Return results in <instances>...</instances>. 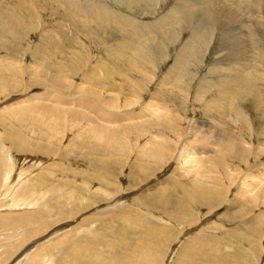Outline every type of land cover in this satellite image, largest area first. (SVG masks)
Here are the masks:
<instances>
[{
  "label": "rangeland",
  "instance_id": "obj_1",
  "mask_svg": "<svg viewBox=\"0 0 264 264\" xmlns=\"http://www.w3.org/2000/svg\"><path fill=\"white\" fill-rule=\"evenodd\" d=\"M13 1L14 0L12 1L0 0V5L7 6L8 4L9 7L14 8V10H12L13 8H9L7 6L10 9V12H7V14L0 13L1 15L0 16V148L2 147L0 149V153L3 156L7 157V161L10 158L12 159L13 162H15V165L17 166L16 168L19 169L18 172L23 171V174L25 172V176L29 175L28 177H30L29 179L30 184L31 182L32 184H35V183L39 185L44 184L42 187L46 185H57V184H61L62 185L61 187L63 186L65 187L66 185H69V188L77 190L79 193L82 194V196L86 194L85 196L86 198H88L87 204L90 205L92 209L94 208V210H92L91 208L86 209L87 207H85L86 211L83 210L84 211L83 212L81 209L76 210V208L74 207V203L71 202L72 206L71 205L67 206L68 211H65L66 213H62V210L64 208L63 207H62L63 209L59 208L55 204V201L58 200V195H60L61 193L55 196H52V194L47 195L44 200L45 202L44 204L43 201L38 199V195L40 197L39 193L40 192L43 193V191H41L40 188L37 189V192L39 193L35 194V196H37L35 198H34V194H32L33 195L32 200L35 202V199H36L37 203L40 202L38 204V207L40 208L38 207L34 208L35 207L34 206L32 208L33 210L31 211H34V210L38 211V210L43 209L44 206H48V209H49L48 217H49L50 222L54 220H59V219L61 220L63 219L62 216H67V218H70V217H74L73 215H77V214L79 215L75 217L74 219L69 220L68 222L58 224L54 226L53 228H51L50 230H46L45 232L42 233L43 235H41L40 237H36L35 239L26 243L25 246L22 248V250L19 251V253L25 252L27 247L33 248L31 247V245L38 246V244H41L40 247L38 248L49 246L50 244L54 242V240H57V238L61 236L59 235V237L56 236L53 239L49 240L48 237L51 235L50 232L55 233L57 230L62 231V232L61 231L59 232L60 234H62L63 232H67L68 230H70V227H72L73 225L74 226L77 225L80 222V220H82L83 218L91 217V216H86V215H91L92 213H94V211L99 212V209L102 211L104 206L105 205L107 206V204L109 203L118 202L122 204L119 207H117L114 210V212L111 214L113 217L115 215H123L125 214L124 212L125 210H127V208H131L132 210H135L140 215L150 220V222L148 220L144 221L146 226L149 227V230H145V229H142L141 231L139 229L134 230L133 228L129 227L128 225L126 226L122 222H121V225L117 227V229L111 226H110L111 228L109 227V229L105 228L102 222L95 224L94 225L95 227H93L91 231H93L94 233H97V231L99 233L100 231V233L102 234L104 233L103 235H106L107 237H105V241L97 243L98 245H96L94 249L95 252L93 251V253H89V252L85 253L83 255L84 259L83 261L82 260L80 261V264H85L86 262H88V264H117L119 261L123 260L125 255L127 256L131 253L130 251L133 250L132 246L131 248H129L131 243L134 246H137L138 244L141 245L139 241L137 240L138 236L141 237V235H139L138 233H145L147 234L146 237L150 236L149 238H147L146 244L151 245L152 248L155 246V242H159L162 245H165V247L162 245H161L162 247L159 246V249H158L159 259L152 260L153 262H151L150 264H159V263L160 264H177V262L182 263L185 257H183L184 253H181V252L182 251L185 252L184 250L186 249L188 242L192 240H196V239H203L202 241L204 243H208L207 246L209 249H204V256L202 253L200 254L199 260L200 261L202 260L201 262L205 263V257H206L207 250L209 251L208 253H211L214 251L216 252L217 250V252H219L218 256H219L221 264H243L244 262H245L244 264L246 263L247 264H264V231H263L264 230V216H263L264 208H262L261 203L259 202H258L259 203L258 207H257V203L254 206H252V204L256 201L251 200L252 202L250 201L249 203L250 198H248V196L244 198V200H246L244 201L243 198L242 200H240L239 195H237L239 192L238 190H241L240 187H242V186H239V180L244 172L240 168L247 169V166L244 165L243 161L240 162L239 160H237L238 158L235 159L237 157V156L235 157L236 154L232 158H229L230 156L233 155V152L226 150L223 143L217 144V140L215 137H209L210 140L207 138L206 140L208 141L207 146L208 147L210 146L211 148L209 149L210 150L214 149V153H217L214 156L217 157L218 155L222 154L221 156L225 158V162L223 164L221 162L219 163L217 162L218 164L222 165V166L219 165L220 168L218 167V164L215 161H212L209 165H207L212 171L214 170L213 171L214 174L212 173L211 170H210V174H205L203 177H200L198 173L195 175V171L184 173L185 171L183 170V164L181 163L180 158L178 160L176 158L173 159L175 155L178 153V150L176 148L177 145L179 143L185 144V142L183 141L185 139L184 137L186 136L185 133L193 132V128L191 125L192 122H198V125L202 126L201 129L203 131H206L208 129V125L209 126L211 125L210 122L211 123L215 122L217 125L219 124L218 126H221V127H217L216 125L215 128H218L219 130H221L222 128H225L227 132L229 133L231 132L235 136H240L241 134L242 136H244L245 138L244 147L246 149H252L253 151V155L249 156L248 158L249 159L248 164H252L254 162V159L256 158L255 162H257L258 165L254 167L256 169H253V171L260 177L264 175V124H262L264 122V119L263 120L257 119V115H255L251 111V109L247 108V105H246L244 112L246 113L247 120L246 119L242 120L238 118V120L234 122L235 117H232L233 116L232 115L230 117H232L233 123L229 122L230 123L229 124L227 121L223 122L224 118H220L218 115L214 116L213 114L208 115L202 110L203 107L201 108V106H203L204 102L207 101L211 93L209 91L197 89L199 87L198 83H200L201 81L204 80L205 82H210L212 79H215L216 77L222 75V73L224 72V69L218 66V64L228 65V63H232L234 61L235 56H237L236 54L234 56V52L232 50L229 51V49L227 48L229 43L239 41V38L229 39V36H230L229 33L231 34L230 31H232L233 26L231 27L229 25H226V22L222 20H221L222 22L220 20H217L220 26L219 27L220 30L217 28L218 26L217 25L216 28L214 27L215 31H213L212 35H209V36L205 35L206 39L212 42L211 44L207 43V45H210L211 48H208L204 55L206 56L205 62L202 61L204 56H201V55L199 58H194V61L191 60V57H189L187 64L186 65L184 64L185 66H183L182 68L183 71L188 70L187 75H182L183 77H185L184 80L181 79L183 82L179 81L178 85L174 83L176 87L179 86V89L178 88L173 89L174 85L172 83H171V86H169L170 80H168L166 81L167 85L163 83L165 85L164 89L166 92L164 96L161 95L160 96L161 98L158 97V99L155 98L156 96L152 98L151 93L157 92L159 90L158 86L162 85V82L160 83L159 80L157 79H154L155 81L153 79L149 80L150 78L148 76H144L146 72L148 74L150 73V76L152 74V70L150 69V67H147L145 68V70L147 71L143 72L142 75H139L138 78H135L134 80H139V86L144 87V88L148 87L147 88L149 89L148 92L143 93V91L141 90V87L139 89V87H136L137 86L136 84L134 85L135 87L133 86L134 88H131V89L129 88L130 89L129 90L127 88L128 87L127 83L130 82L129 80H131L129 79L126 82V87H121V89L123 88L122 90L124 91L120 90V93L116 92V94L119 97H117L115 94L112 95L114 93L113 91L109 92V95L110 96L112 95V97H114L115 102L117 103L116 106L118 105L119 109L117 107L109 108V107L104 106V102L108 101L109 99H104L102 97L96 98L94 97L93 94L90 93V90L93 87L100 88L101 86L94 84L95 82L92 83L90 79L83 80L82 76L85 74L96 75L95 73H100L101 75L102 71L105 74L107 70H110L112 72H117V71L121 72V70H126L125 72L126 74L129 72L130 64H129V68L125 67V68L119 69L118 66L120 67L122 66L120 64H117L118 66H116V63H114L115 67H112L110 63L103 67L97 63L93 64V61H94V59L92 58L93 55L88 52H92L91 50H93V54H96L95 59L97 57L102 58L106 54V47L102 48L101 46L102 42L106 43L107 45L108 42H110L113 37H115L113 38V40H115L117 38H120L121 35L133 34L134 30L130 27H124V26H120L122 28H118L119 27L118 22H117L118 25L117 23L116 24L107 23L106 25L108 26L110 25L108 29L106 28L105 24L101 22L98 24L97 23L95 24L93 22H88L90 20L89 19L90 11L96 16L98 14L97 12L98 9L95 8V6L97 5L95 2H97L98 4H101L100 1L104 2L103 5H107L108 6L107 9L108 10L110 9L109 10L110 12L114 11L115 15L113 16H115L116 19L119 17V15H122L134 21L135 23H139V22L146 23L148 21V18L156 20L153 22H159V23L165 22L163 21L164 19L169 20L167 22L168 24H171V27L170 26L164 27L163 30L166 29L164 31L158 30L159 32L158 35L161 39L165 37L167 32H171L173 30L172 37H174V31L176 32L174 39L172 38L171 40H169V42L170 43L172 42V44H169L167 40L164 41L165 43L163 42L164 45H166L165 49H167L168 51V52L167 51H164V52L167 55L169 53V55L168 57L167 55L165 56L167 58L164 57V60L162 61L163 63L161 62V64L158 67H159V70L161 71L160 74L161 75L164 74L163 76L166 77L165 75L171 69L170 67L172 66V62L174 60L173 57L171 56V53L175 52L176 49L180 48L181 44L183 45L188 39L190 38L192 39L193 37L194 28L198 27L197 25L194 24L195 19H199V25L202 22H203V25L207 24V26L208 24H213L212 21H214V16H211L212 12H210V9L208 8L205 0H167V1L161 0L160 2L159 0H150L151 3L149 2V0L148 1L147 0H143V1L142 0H137V1L136 0H133V1L132 0H82V1L81 0L80 1L79 0H66L68 2H71L67 6L65 4L63 5L54 4L53 0H18V2H16L15 5L13 4L14 3ZM212 1H213L212 3L213 5L217 1L220 5L235 6L236 4H239L235 6L236 10L228 9L225 13L227 17H229V15L231 16L234 14V16L237 19H241L243 21V24L245 25V27L238 28L239 31L242 32V37L244 38L247 45L250 43L252 44V42L255 44V45L252 44V47L254 50H253V53L250 55V57L257 56L256 58L258 60L260 59L263 61L264 60L263 58L264 57V51H263L264 43L263 44L260 43L261 42L260 40L263 39L261 36V31L257 32V34H259L260 37L252 36L250 39L248 34L256 33V32H253V31L250 32V28L246 27V24H247L246 18L241 16L238 9H244L246 7L255 8L254 5L260 2H263L262 5H264V0H242L244 4L237 3V1L235 0H225V2L224 0H212ZM88 2L89 4H87ZM135 2L137 3L134 4ZM161 2L163 3L161 4ZM233 2H235L236 4H234ZM4 3H7V4H4ZM43 3L46 5V7ZM152 3H154L153 6H152ZM48 5H49V8L46 9ZM150 5L152 7H150ZM158 5H159V8L161 7L162 9L161 8L159 9L157 7ZM104 7L106 8V6ZM153 7L155 9H153ZM171 8L176 11L171 10ZM1 9H4V6H2ZM151 9H153L154 13H152L153 11ZM104 10L105 9H103V13H104ZM141 10H144V11L147 10V11H145L146 12L145 13ZM148 10L150 11V13ZM169 10H170V13H169ZM165 13L167 14L166 16L164 15ZM170 14L174 16L170 17L171 16ZM8 15H10L11 17H8ZM69 15H71L72 17L82 16L83 19L86 20V22L77 23L78 21L76 19H73L72 17L70 19ZM151 15H153V18ZM177 15L178 16L180 15V16L177 17ZM104 16H106L109 20H111V17L109 15H104ZM223 16L225 17V14H222L221 18H224ZM61 18L62 19L64 18L66 20V23L62 22L63 23L62 24ZM31 22H33L32 23L33 26L32 28H30L31 30L28 29V31H25V32L23 31L20 35L19 34L20 31H18V28L23 29L24 25L28 26V24H30ZM249 22H250V25L254 28L255 18L253 19L249 18ZM9 26H12L13 28L12 27L10 28ZM180 26L182 27L181 29L177 28ZM6 27H8V29L11 30L14 33V35L6 34L5 33ZM47 27H50V28H47ZM50 29L54 30L57 38L51 36ZM107 30L110 32H108ZM184 30H186L187 32L186 31L184 33L181 32ZM2 32H4L5 34H3ZM18 35H20V37H17ZM211 36L212 37L214 36V39L211 38ZM215 38L217 41L215 40ZM193 39H194L193 41L195 42V38ZM225 42L226 43L229 42V43L225 44ZM176 45L177 47L175 49ZM240 46L242 47V45ZM97 47H99V50L95 49ZM141 49H144V47L142 46ZM226 49L228 51H226ZM145 50L146 49H144V51ZM218 51L220 52L218 53ZM41 53L42 54L44 53L45 56H42ZM210 53L211 54L213 53L212 56ZM83 54L84 56L86 55L85 60H88L90 63H88V61H85V64L80 63L81 58L79 59L78 56L82 57ZM136 55L137 53L134 54V59H136L137 57ZM73 66H75L76 69L79 68V71L77 70L76 74L72 70ZM255 67L256 69L260 70L261 74L262 72L264 73L263 63L260 64V63L255 62ZM68 69L71 70L70 74H68L67 72ZM141 70L142 69L140 68L139 71ZM212 70H217V71L211 72ZM157 71L158 70H156V72ZM219 73L220 75H218ZM142 77H144V79ZM151 77L155 78L154 76H151ZM161 80L162 79H160V81ZM117 82L121 83V81L118 78H117ZM260 86H262L264 90V85L262 84ZM125 88L127 89L125 90ZM187 89H188V92H186ZM200 91L201 93L203 92L202 93L203 95L201 93H200L201 95L199 94L202 98L201 101H204L202 103L199 102L198 99H194L195 95H197V93ZM137 92L139 93L137 94ZM50 94H51V98L54 97L60 102H62L65 97L72 98L71 102H74L73 99L76 98L77 100L75 101L77 103L80 101L87 102L88 100L89 103H92V110L95 113L100 111L105 115H111L113 112H116V111L128 113V112H131L132 110V113H133L132 117H135V118L131 117L130 121L127 122L126 126L128 128H125V126L124 127L118 126V128L123 129V130H119V134L113 137V142H115L114 147L111 146L109 148V151L108 150L106 151L105 150L106 146L104 144H100L98 141L96 143H93L89 138H86V136L87 137L92 136V133L90 131L86 133V135L82 137L80 136V133L85 132L86 128L89 127V125L88 127L86 125L88 124L87 119L89 118V116H86L87 115L86 111H82V110L79 111L81 115L74 114L75 113V111L73 110L74 105H72L73 107L71 108L65 106V107L60 108L61 111H56L53 113V112H49L48 110L44 111L38 107L34 108L36 105H33L34 103L30 102L34 98V96L42 98ZM207 94L208 96H206ZM106 98H110V97H106ZM128 98L130 101L131 99L132 100L134 99L132 102L135 101L134 104H130L129 107H125L126 106L125 102L124 103L118 102V99L127 100ZM154 98L157 100L155 101ZM156 103L157 104L160 103V104L157 105ZM20 104H22V106ZM100 104L103 105V108L100 107ZM120 104L123 106H121ZM24 106L25 107L27 106V107L25 108ZM158 106L160 108L163 107L164 109L167 108L168 111H173V114H174L173 115L174 117H172L173 121L170 118H168L167 120L171 121L169 122V124L174 126L173 128L176 131L171 130L170 133H167L166 130H164L165 128H162L161 130L158 129V132L162 131L164 135L167 134L164 137L165 142H164L163 148H165V150H163L161 147L158 148L157 146H155V148H158V149H155L153 146L147 145V149L145 150L147 155L145 154L139 155L140 152H142V148L144 147V145L147 142H149L148 131L150 133H156L155 130L150 129L151 127L148 129V126L151 124H146L145 125L146 133L145 135H142L141 131H138L139 125H141L139 121L149 120L150 115L148 114L150 113L149 111L150 108L154 109V107L158 108ZM143 109H146L145 111L148 113H146L145 116L141 117ZM49 110H51V108ZM20 111L25 112V113L22 115H17L16 113ZM82 115L86 117V120H85V117ZM216 118H219L220 121L222 120V123H218L217 122L218 120ZM155 119L156 118L154 116L152 120H155ZM92 121H94L93 123H96L94 119H92ZM137 122L139 123V125ZM224 123L227 125H225ZM106 126L107 128H109V130L118 131L116 125L111 126V128L109 125H106ZM83 127H86V128H83ZM131 128H133V130ZM129 129H131V132H129ZM80 130L81 131L83 130V131L81 132ZM122 134L125 137L124 139H123ZM156 137L160 138L161 133L157 134ZM118 138H120V140ZM154 138L155 137H152V140ZM189 138L191 139L192 135H190ZM122 140H123L122 143L124 145L121 143ZM13 141H15L17 145L19 146L31 147L35 150H28V152H20L18 148L14 146V143L12 144ZM174 142L177 145L175 149L173 150V152H170L169 149L171 150L173 149L172 144ZM117 143L119 144L121 143V144L119 145ZM141 145H143V147H141ZM3 146L6 148H4ZM118 146H120V149ZM6 149L11 150V152L9 150L6 151ZM215 150L216 151L218 150V151L216 152ZM223 150H225L226 152L224 151L223 153ZM159 151L161 153L164 152L166 154L167 153L169 154H167L166 156V154L163 153L162 158H164L165 156L166 158L157 159L156 156L158 155V153H160ZM150 152H151V155L148 156ZM2 155L0 156L1 158H2ZM226 160H227V164H226V167H224ZM142 165H147L148 167L147 166L142 167ZM3 167L4 166L2 164L1 168L5 169V167L4 168ZM1 168H0V171L2 170ZM193 168H195V166H193ZM142 169L146 171L142 172ZM99 176H104L109 179V183L105 187L103 186V184H101V182L91 179V178H97ZM209 176H212V177H209ZM215 176H219L220 178H222L221 180L223 182L221 180H219V182L215 181L214 180ZM195 177L197 178L195 179ZM1 179L2 178H0V181ZM16 179H17L16 181L18 182L19 178L17 177ZM200 179L202 182L200 181ZM207 181H210V182H207ZM208 183H209V187H208ZM233 184L234 185L236 184V186L234 187ZM184 185L186 186H189V185L196 186L197 185L205 189L206 187L204 186H207V189L211 187L210 189H213V190L218 187L219 188L227 187L225 189L227 199L223 198L221 200V203H220L221 206L219 205L217 206L215 204L217 202H215L214 203L215 205L213 204V206L215 207L210 206L208 203H205V202L195 203L193 202L194 200L191 198V195L186 194V192L182 190ZM238 186H239V189H238ZM261 187H262L261 189H264V186H261ZM90 188H91V191H93V193L87 192V190H89ZM47 189H50V188H47ZM52 189L53 188H51L50 190ZM100 189L102 191H100ZM96 191L98 192L105 191L108 193V195H110L113 198L111 200L110 198H107V199L103 198L104 197L103 193L94 194L96 193ZM2 193L3 191H1L0 189V194ZM31 193L32 191H30V194ZM162 194H163V198L161 197ZM169 194H174L175 196L173 195L171 197H168ZM5 198H6L5 195H3L0 201H2L1 203V205H3L2 207H7V209L6 208L1 209L0 214H8L10 213V209H11L10 215H14V216H19L21 212H18V210L24 211L23 213L27 212L24 207L23 208L18 207L19 209L15 210L14 207L10 206L11 204L13 205V202H14V205L15 204L20 205V203L16 201V198L15 199H12V198L5 199ZM92 201L95 202V204H92ZM119 201H122V202H119ZM261 201H264V198ZM167 202H174V204L182 203L181 204L182 207L180 206L176 208L173 205L176 213L177 214L180 213L182 216V219L180 221L178 218H177V221L173 219V215L170 211V208H168V206L165 205ZM238 203H240L241 205ZM197 204H202V205H197ZM49 205H51L52 208ZM233 205L235 206V208H232L231 210V207H233ZM184 207L186 208V210ZM167 209L169 210L167 211ZM189 209H191L192 212ZM147 210L151 213L150 215H152L153 217L159 218V221L157 219H152V218H149V216H146V214L148 215ZM260 213L263 215H260ZM45 217L46 216H44L43 218L47 219V217L46 218ZM259 218H261L262 220L261 219L259 220ZM117 223H120V221L119 222L115 221L113 222L112 225H114L115 227L117 226ZM261 223L263 225H260ZM110 224L111 222H109V225ZM135 225L140 226L141 224L137 223ZM152 225L160 226V227L161 225H163V226L169 227L171 230L170 236H167V235L160 236V232L158 233L155 232L154 231L155 228H153ZM92 226L93 225H91L90 227ZM259 226L261 227L259 228ZM236 230H238L240 233L238 231L236 232ZM91 231L90 233H93ZM124 231L130 232V234L125 235L129 238V241L126 244V247L122 248L120 242H117L119 240V235L114 234V232L122 234L124 233ZM134 231L137 232V235H133ZM249 231H252V232H249ZM247 235L249 238V243L244 244L240 242L241 239H243ZM184 238H187V239H184ZM214 238H217V239H214ZM77 241L78 239L74 241L75 244L77 243ZM136 241L138 242L136 243ZM252 241H253V244H252ZM182 242H183V245L181 244ZM85 243L86 241H84V244ZM107 243H113V244L111 247L107 248ZM178 245H179V248H176L178 247ZM244 245H246L247 248L246 247L244 248L243 247ZM73 246H74L73 244L69 245V243H67L64 246H59L61 250L60 252L52 251L50 253L58 255L62 257L63 259H66L67 256L69 255V252H70L69 250H71ZM83 246L87 248L86 246H89V245H86V246L83 245ZM100 246H101V249H100ZM217 247H219L220 249ZM226 247L231 248L233 250L232 251L228 250ZM152 248H150L151 251H152ZM197 253L198 251L193 253V256H192L193 259L196 258ZM237 253H238V256H237ZM111 256H113V259H115L114 261L112 260ZM11 257L12 256H10L9 258ZM15 258L16 257L11 258L8 263L14 264ZM1 261H0V264L4 263L3 260ZM59 263H60V260H58V264ZM127 263H128V260L127 262H124V264H127Z\"/></svg>",
  "mask_w": 264,
  "mask_h": 264
},
{
  "label": "bare ground",
  "instance_id": "obj_2",
  "mask_svg": "<svg viewBox=\"0 0 264 264\" xmlns=\"http://www.w3.org/2000/svg\"><path fill=\"white\" fill-rule=\"evenodd\" d=\"M9 1H12V0H9ZM54 1V2H53ZM52 2L54 4H60V5H63L65 4L66 6L69 5L71 2H68L66 0H53ZM61 1V2H60ZM80 1V0H79ZM82 1V0H81ZM133 1V0H132ZM137 1V0H136ZM143 1V0H142ZM148 1V0H147ZM161 0H159L160 2ZM163 1V0H162ZM167 1V0H166ZM165 1V2H166ZM237 1V3H240V4H244L242 0H235ZM14 5L16 4V2H18V0H14L13 1ZM28 2V1H27ZM26 2V3H27ZM101 4H98L97 2H95L97 5L95 6V8H97V16L94 15L91 11H90V14H89V21L88 22H93V23H103L105 24L106 28L108 29V25H106L107 23L110 24V23H119V27L118 28H122L120 26H124V27H130L132 28L134 31H133V34H125V35H121L120 38H117L115 40H113V37L111 39L110 42H108V44L106 45V43L102 42L101 43V46L102 48H105L106 47V54L101 58V57H97L95 59V55L96 54H93V50H91L92 52H88V53H91L93 55V64L94 63H97L101 66H105L107 64L110 63V65L112 67H115L114 63H116V66H118L117 64H120L122 67L118 66V68H125V67H128L129 68V64H130V68H129V72L125 74L126 70H121V72H112L110 70H107L106 73L104 74V72L102 71L101 72V75L100 73H95L96 75H93V74H85L82 76L83 80H87V79H90V81L96 85H99L101 86L100 88L96 87V88H92L90 90V93L94 95V97L96 98H104V99H109L108 101L104 102V106L106 107H109V108H118V105L116 106V102H115V99L114 97H112V95H116L117 97H119L116 92H119L120 93V90L121 87H126V82L129 80L130 82L127 83L128 85V89L130 88H134L135 84L137 85L136 87H140L139 86V80H134L135 78H138L139 75H142L143 72L147 71L145 70V68L147 67H150V69L152 70V74L151 76H154L155 78L151 77L150 76V73L148 74L146 72V74L144 76H148L150 79L149 80H154V79H157L159 80V82L161 83L162 82V85L158 86L159 87V90L157 92H152L151 93V96L152 98L154 96H156L155 98L158 99V97H160L161 95L164 96V94L166 93L165 92V85H167L166 81L170 80V84L169 86H171V83L174 85L173 86V89H179V86L176 87V85L174 83H176L178 85V82L179 81H182L181 79L184 80L185 77H183L182 75H187V71L184 70L183 71V66H185L187 64V61L189 59V57H191V60L194 61V58H199L200 55L201 56H204L207 49L208 48H211L210 45H207V43H212L210 41H208L205 37V35L209 36V35H212L213 31H215L214 27L219 29V23L217 20H222L224 22H226V25H229V26H233L232 27V31L231 34L229 33V39H236V38H239V41L238 42H225V44H228V49L229 51L232 50L234 52V56L235 54L237 56H235L234 58V61L232 63H228V65H220L218 64V66L222 67L224 69V72L222 73L221 76H218L216 77L215 79H212L210 82H205L204 80L201 81L199 84V87L197 89L199 90H205V91H209L210 93V97H208L207 101H201L202 98H201V91L197 93V95H195L194 99H198L199 102H204L203 106H201V108L203 107V111L208 114V115H218L220 118H224L223 119V122H231L233 123V119L232 117H235V120L234 122H236L238 120V118L244 120L246 119V113L244 112V109L247 105V108L251 109V111L257 115V119H260V120H263L264 119V93H263V88L262 86L260 85H264V73L262 72V74L260 73V70L259 69H256L255 67V62L256 63H260V64H264V60H258L256 57H250V55L253 53V47H252V44L255 45L252 40V44H246L244 38L242 37V32L239 31L238 28H244L245 25L243 24V21L241 19H237L234 14L233 15H229V17H227L226 15V11L228 9H234L236 10V5H239V4H236L235 2H233L234 4H236L235 6L233 5H220L218 3V1L216 3H214V5L212 4L213 1L212 0H205L208 8L210 9V12H212V15L211 16H214V21H212L213 24H205L203 25V22L199 25V19H195L194 21V24L197 25L198 27L197 28H194V32H193V37L192 39H188L183 45L181 44L180 45V48L176 49L177 45L175 46V49L176 51L175 52H172L171 53V56L173 57V62H172V66L170 67L171 69L169 70L168 73H166V77H164L163 75H161V71L159 70V65L161 64V62L164 60V57L167 55L164 51H167V49H165V46L164 45V41H168L169 44H172V42L170 43L169 40H171L172 38L174 39L175 35H176V32L174 31V37H172L173 33L172 31L171 32H167L165 37L163 39H161L158 35V30H163L164 27L166 26H170L171 27V24H168L167 21L169 20H166L164 19L163 21L165 22H153V21H156V20H153V19H150L148 18V21L146 23H135L134 21L128 19L127 17L125 16H122V15H119V17L116 19L115 15L114 14V11H109L107 9V5H103L104 2L100 1ZM150 2V0H149ZM157 2V1H156ZM225 2V0H224ZM21 3V2H20ZM50 3V2H49ZM94 3V4H95ZM132 3V2H131ZM137 2H135L134 4H136ZM151 3V2H150ZM158 3V2H157ZM163 2H161L162 4ZM251 3V2H250ZM263 2H260V3H257L255 6V8H244V9H238L239 13L241 14L242 17H245L246 18V21H247V24H246V27L250 28V32L253 31V32H256V33H250L248 34V36L251 37L252 36H256V37H260L259 34H257V32L261 31V36H262V40H264V5H262ZM2 4V3H1ZM4 4H7V3H4ZM18 4V3H17ZM44 4V3H43ZM89 4V2L87 3ZM106 4V3H105ZM154 3H152V6H153ZM156 4V3H155ZM232 4V3H231ZM247 4V3H246ZM45 5V4H44ZM129 5V4H128ZM132 5V4H130ZM166 5V4H165ZM4 6V9H1V7ZM8 6V4H7ZM6 5H0V13H6L7 12H10V9L9 8H13V7H7ZM94 6V5H93ZM106 6V8L104 7ZM150 5V7H152ZM163 6V5H162ZM172 6V5H171ZM27 7V6H26ZM46 7V5H45ZM130 7V6H129ZM159 8V5L157 6ZM174 7V6H173ZM172 7V8H173ZM202 7V6H201ZM244 7V6H243ZM49 8V5L47 6L46 9ZM140 8V7H139ZM146 8V7H144ZM149 8V6H148ZM161 8V7H160ZM159 8V9H160ZM171 10H174L172 9ZM185 8V7H184ZM183 8V9H184ZM196 8V7H195ZM207 8V9H208ZM9 9V11H8ZM103 9L104 10V13H103ZM153 9H155L153 7ZM153 9H151L153 11ZM162 9V8H161ZM170 9V8H169ZM178 9V8H177ZM190 9V7H189ZM14 10V8L12 9ZM30 10V9H29ZM195 10V9H194ZM143 12L147 11V10H141ZM149 11V10H148ZM151 11V12H152ZM176 11V10H174ZM173 11V12H174ZM205 11V10H204ZM208 11V10H207ZM64 12V11H63ZM167 12V11H166ZM14 13V12H13ZM51 13V12H50ZM118 13V12H116ZM146 13V12H145ZM150 13V11H149ZM154 13V11L152 12ZM169 13H170V10H169ZM168 13V14H169ZM172 13V11H171ZM176 13V12H175ZM185 13V12H184ZM10 14V13H9ZM15 14V13H14ZM62 14V13H61ZM222 14H225V17L224 18H221V15ZM104 15H109L111 17V20H109L106 16ZM145 15V14H143ZM149 15V14H148ZM154 15V14H153ZM153 15L152 18H153ZM165 16L167 15L166 13L164 14ZM172 16V14H170ZM182 15V14H181ZM1 16V15H0ZM61 16V15H60ZM180 16V15H179ZM177 15V17H179ZM183 16V15H182ZM198 16V15H197ZM207 16V14H206ZM8 17H11L10 15H8ZM70 19H71V15H69ZM146 17V16H145ZM163 17V16H162ZM168 17V16H167ZM41 18V17H40ZM48 18V17H47ZM73 19H76L79 23V22H82V23H85L86 20L83 19L82 16L78 17H72ZM249 18H255V27L253 28L251 25H250V22H249ZM144 19V18H143ZM150 19V20H149ZM201 19V18H200ZM213 19V18H212ZM24 20V19H23ZM51 20V19H50ZM61 23L65 22L66 23V20L63 18H61ZM98 20V21H97ZM146 20V19H145ZM186 20V19H185ZM31 21V20H29ZM69 21V20H68ZM110 21V22H109ZM221 21V22H222ZM75 22V21H74ZM32 23L31 22L30 24H28V26H25L24 25V28L21 29V28H18V31L19 34L21 35V33L24 31H28V29L32 28ZM62 23V24H63ZM117 23V25H118ZM172 23V22H171ZM70 24V23H69ZM102 24V25H103ZM114 24V25H115ZM121 24V25H120ZM242 24V25H240ZM38 25V24H37ZM67 25V24H66ZM112 25V24H111ZM182 25V24H181ZM222 25V24H221ZM225 25V24H223ZM72 26V25H71ZM10 28L12 26H9ZM117 27V26H116ZM123 27V28H124ZM222 27V26H221ZM13 28V27H12ZM47 28H50V27H47ZM56 28V27H55ZM104 28V27H103ZM177 28H182L181 26L180 27H177ZM58 29V27H57ZM217 29V30H218ZM227 29V28H226ZM231 29V28H230ZM31 30V29H30ZM124 30V29H123ZM166 30V29H164ZM163 30V31H164ZM220 30V29H219ZM224 30V28H223ZM53 31V32H52ZM101 31V30H100ZM108 31V30H107ZM119 31V30H118ZM122 31V30H121ZM186 30L184 31H181V32H185ZM48 32V31H47ZM50 34L51 36L57 38L56 36V33L54 32V30L50 29ZM103 32V31H102ZM110 32V31H108ZM126 32V31H125ZM178 32V31H177ZM187 32V31H186ZM227 32V31H226ZM3 34H8V35H14V33L8 29V27L5 28V33L2 32ZM180 33V32H179ZM215 34V32H214ZM218 34V33H217ZM20 35H18L17 37H20ZM119 35V34H118ZM181 35V34H180ZM184 35V34H183ZM182 35V36H183ZM187 35V34H186ZM228 35V34H227ZM114 36V35H113ZM178 36V35H177ZM176 36V37H177ZM110 37V36H109ZM118 37V36H117ZM179 37V36H178ZM185 37V36H184ZM216 37V36H215ZM195 38V42L193 41ZM211 38L214 39V36ZM254 38V37H253ZM183 39V38H182ZM210 39V38H208ZM216 40V38H215ZM260 40V38H259ZM260 40L261 44L264 43V41ZM178 41V40H177ZM217 41V40H216ZM257 41V40H256ZM164 42V43H163ZM179 42V41H178ZM194 42V44H193ZM175 43V42H174ZM259 44V43H258ZM256 44V45H258ZM260 44V46H261ZM52 45V44H51ZM175 45V44H174ZM213 45V44H212ZM242 45V47L240 46ZM247 45V46H245ZM144 47V49H146L144 51V49H141V47ZM173 46V45H171ZM170 46V47H171ZM59 47V46H58ZM221 47V46H220ZM38 48V47H37ZM167 48V47H166ZM174 48V47H173ZM95 49H98L99 50V47L95 48ZM171 49V48H170ZM41 50V48H40ZM97 50V51H98ZM259 50V49H258ZM262 50V49H260ZM224 51V50H223ZM226 51H228L226 49ZM264 51V50H263ZM168 52V51H167ZM171 52V51H170ZM217 52V51H216ZM220 51H218L219 53ZM137 53V57L136 59H134V54ZM208 53V52H207ZM42 54V53H41ZM85 54V53H84ZM82 57H79L78 58L80 59L81 58V61L80 63L81 64H85V61H88V60H85V56ZM211 54V53H210ZM213 54V53H212ZM211 54V56H212ZM81 55V54H80ZM169 55V53H168ZM167 55V57H168ZM233 55V54H232ZM249 55V56H248ZM42 56H45V54L43 53ZM88 56V55H87ZM90 56V55H89ZM170 56V57H171ZM222 56V55H221ZM220 56V57H221ZM262 56V55H261ZM260 56V57H261ZM165 57V58H167ZM205 57H203V62H205ZM227 58V57H226ZM250 60H249V59ZM264 58V57H263ZM172 59V58H171ZM202 59V57H201ZM207 59V58H206ZM212 59V57H211ZM215 59V58H214ZM213 59V60H214ZM84 60V61H83ZM90 60V58H89ZM210 60V59H209ZM212 60V61H213ZM78 61V60H77ZM211 61V62H212ZM166 62V61H165ZM210 62V63H211ZM88 63H90L88 61ZM163 63V62H162ZM5 64V63H4ZM185 64V65H184ZM201 64V63H200ZM253 64V65H252ZM79 65V64H78ZM199 65V64H198ZM197 65V66H198ZM10 66V65H9ZM80 66V65H79ZM84 67V66H82ZM192 67V66H191ZM210 67V66H209ZM142 69L141 71H139V69ZM185 68V67H184ZM219 68V67H217ZM70 69V68H69ZM68 69V74L71 73V70ZM149 69V68H148ZM149 69V70H150ZM186 69V68H185ZM211 69V68H210ZM74 73L76 74L77 70L79 71V68L76 69L75 66H73V69ZM156 70H158V74L156 72ZM190 71V70H189ZM214 71H217V70H212L211 72H214ZM263 71V70H262ZM151 72V71H150ZM260 73V74H258ZM104 74V76H103ZM160 74V76H159ZM220 75V73L218 74ZM129 76V77H128ZM117 78L121 81L120 82H117ZM144 79V77H142ZM199 78V77H198ZM95 79V80H94ZM140 79V78H139ZM142 79V80H143ZM148 79V78H147ZM160 79H162L160 81ZM200 79V78H199ZM198 79V80H199ZM146 80V79H145ZM197 80V79H196ZM148 81V80H147ZM155 81V80H154ZM208 81V80H207ZM15 82V81H14ZM183 82V81H182ZM86 83V82H84ZM89 83V82H88ZM165 85H164V84ZM189 83V82H188ZM187 83V84H188ZM189 85V84H188ZM197 85V84H196ZM82 86V85H81ZM134 86V87H133ZM144 86V85H143ZM183 86V85H182ZM125 88V90L127 89ZM148 87H141V90L143 91V93L145 92H148L149 89H147ZM169 88V87H168ZM172 88V87H170ZM129 89V90H130ZM138 89V88H137ZM138 89V90H139ZM167 89V87H166ZM184 89V88H183ZM172 90V89H171ZM192 90V89H191ZM110 91H113L114 93L110 96L109 95V92ZM124 91V90H122ZM195 91V90H193ZM136 92V91H135ZM141 92V91H140ZM188 92V89L187 91ZM139 92H137L138 94ZM201 93V94H200ZM208 93V92H207ZM172 94V93H171ZM196 94V93H195ZM200 94V95H199ZM127 95V94H126ZM129 95V94H128ZM141 95V94H140ZM203 95V94H202ZM150 96V97H151ZM205 96V95H204ZM208 96V94L206 95ZM106 97H110V98H106ZM138 97V96H136ZM133 98V97H132ZM154 100L156 101L157 99ZM161 98V97H160ZM163 98V97H162ZM71 99L70 97H65L63 99L62 102H60L59 100H57L56 98L52 97L51 98V94L48 95V96H44L42 98L40 97H36L34 96V98L30 101L32 103H34L33 105H36L34 108H40L42 110H48L49 112H56V111H61L60 108L62 107H73L72 105H74V111L75 113L74 114H77V115H81V113L79 111H86L87 115L86 116H89V118L87 119L88 121V125L89 127L86 128V127H83V128H86V131L85 132H81L80 133V136H84L86 135V133H88L89 131L92 133V136L91 137H87L86 138H89L93 143H96L97 141L100 143V144H104L106 146L105 150L109 151V148L111 146L114 147V143L113 142V137L117 136V134H119V130H123V129H120L118 128L119 127H124L125 128H128L126 125H127V122L130 121L133 113H132V110L131 112H128V113H123V112H113L111 115H105L103 114L102 112L98 111V112H94L92 110V103H89V101L87 100V102H76L75 100H77L76 98H74V102H71ZM164 99V98H163ZM162 99V100H163ZM117 100V99H116ZM134 100V99H133ZM131 99V101L129 100V98L126 100H121V99H118V102L121 103V102H125L126 106L125 107H129L130 104H134V102ZM153 100V101H154ZM204 100V99H203ZM216 100V101H215ZM161 101V100H159ZM194 101V100H193ZM157 104V103H156ZM160 104V103H158ZM157 104V105H158ZM22 106V104H20ZM121 105V104H120ZM202 105V104H201ZM123 106V105H121ZM156 106V105H155ZM160 106V105H159ZM158 106V108H155L154 109H151L150 107V113L148 115H150V118L149 120H142V121H139L141 125H139V130L138 131H141L142 135H145L146 131H145V125L146 124H151L148 126V129H152V130H155L156 133H150L148 131V136H149V142H147L144 147L143 145H141L142 148V152H140L139 155H147V153L145 152V150L147 149V145H151L155 148V146H157L158 148H162L163 150H165V148H163V145H164V142H165V134L160 131L158 132V129H162V128H165L164 130H166L167 133H170V131H176L174 130V126L170 125L169 120H167L168 118H170L172 121H173V118L174 117L173 115V111H168V109H163L160 108ZM11 107V106H10ZM15 107V106H14ZM25 107V106H24ZM27 107V106H26ZM25 107V108H26ZM100 107L103 108V105L100 104ZM168 107V106H167ZM8 108V107H7ZM23 108V107H22ZM51 108V110H49ZM10 109V108H9ZM69 109V108H68ZM119 109V108H118ZM146 109H143L142 111V115L141 117L145 116L146 112L145 111ZM171 110V109H170ZM201 110V111H202ZM248 110V109H247ZM11 111V110H10ZM124 111V110H123ZM127 112V110H126ZM247 112V111H246ZM250 112V111H249ZM25 112H18L16 113L17 115H22L24 114ZM83 113V112H82ZM85 114V113H84ZM251 114V113H250ZM253 114V115H254ZM193 115V113H192ZM233 115V116H232ZM84 116V115H82ZM130 116V117H129ZM155 116V120H152V118ZM217 116V117H218ZM232 116V117H230ZM85 117V116H84ZM128 117V118H126ZM176 117V116H175ZM251 117V116H250ZM132 118H135V117H132ZM195 118V117H194ZM92 119H94L96 121V123H93L94 121H92ZM176 119V118H175ZM217 122L218 123H222V120L220 121L219 118H216ZM85 120H86V117H85ZM152 120V121H151ZM192 120V119H191ZM247 120V119H246ZM251 120V119H250ZM85 122V121H84ZM252 122V121H251ZM109 125L110 128L111 126H114L116 125L117 126V129L118 131L116 130H109V128H107L106 125ZM208 124V123H207ZM210 126L208 125V129L206 131H203L201 128L202 126L201 125H198V122H192L191 125H192V128H193V132L190 133V132H187L185 133L186 136L184 137L185 139L183 140L185 142V144H181L179 143L178 145L175 144V142L172 144L173 145V149H169L170 152H173V150L175 149L176 145H177V150H178V153L175 155V157L173 159H179L180 158V161L181 163L183 164V170L185 171L184 173H189V172H194L195 171V175L198 173V175H200V177H203L205 174H210V168L209 165L212 161H215L216 163L218 162H221L222 164L225 162V158H223V156L221 155H218L217 157L214 156L215 154L217 153H214V149L210 150L209 148H211L210 146L208 147L207 146V138L209 139V137H215L216 140H217V144H220V143H223L224 146H225V149L230 151V152H233V155L230 156L229 158H232L235 154V159L239 160L240 162L243 161L244 165L247 166V169H242L240 168L241 170H243V175L240 177V180H239V186H242L240 187L241 190H238V194L239 197H240V200H244L245 197L248 196L249 199V203L250 201H256L252 204V206H254L256 203H257V207L259 205V203H261V206L262 208L263 205H264V201H261L263 198H264V189H261L262 187L261 186H264V175L262 177H260L259 175H257L253 169H256L254 167H256L258 164L256 161V158L254 159V162L252 164H248V161H249V156H252L253 155V151L252 149H246L244 147V136H242V134L240 136H235L234 134H232L231 132H227L225 130V128H220L221 130H219L218 128H215L216 127V123L215 122H210ZM225 124V123H224ZM230 124V123H229ZM264 124V122L262 123ZM174 125V124H173ZM204 125V124H203ZM219 125V124H218ZM217 127H221V126H218ZM227 125V124H225ZM205 126V125H204ZM223 126V125H222ZM206 127V126H205ZM224 127V126H223ZM114 129V128H113ZM133 130V128H131ZM131 129H129V132H131ZM137 129V128H135ZM180 129V128H179ZM163 130V131H164ZM224 132V134H223ZM124 133V131H123ZM161 133V137H156L157 134ZM182 134V133H181ZM123 135V134H122ZM120 135V136H122ZM192 135V138L190 139L189 136ZM237 135V134H236ZM2 136V135H1ZM90 136V135H89ZM119 136V137H120ZM181 136V135H180ZM184 136V135H183ZM152 137H155L153 140H152ZM176 137V136H175ZM122 138V137H121ZM124 135H123V139H124ZM117 139V138H116ZM120 140V138H118ZM212 139V138H211ZM126 140V139H125ZM152 140V141H151ZM210 140V139H209ZM118 141V140H117ZM178 141V140H177ZM123 142V140L121 141V143ZM153 142V143H152ZM173 142V141H172ZM14 143V146L16 148H18V150L20 152H28V150H35L31 147H26V146H19L17 145V143L15 141L12 142V144ZM120 143V144H121ZM129 143V142H128ZM168 143V142H166ZM119 144V143H117ZM119 144V145H120ZM123 144V143H122ZM222 144V145H223ZM2 145V144H1ZM124 145V144H123ZM129 145V144H128ZM104 146V147H105ZM117 146V145H116ZM126 146V145H125ZM214 146V145H213ZM4 147V146H3ZM119 149H120V146H118ZM117 147V149H118ZM247 147V146H246ZM2 148V147H1ZM0 148V149H1ZM6 148V147H4ZM3 148V149H4ZM116 148V147H115ZM158 148H155V149H158ZM9 150V149H6V151ZM176 150V152H177ZM221 150V149H219ZM11 152V150H9ZM216 151V150H215ZM218 151V150H217ZM216 151V152H217ZM225 150H223V153H224ZM160 152V151H159ZM220 152V151H219ZM226 152V151H225ZM33 153V152H32ZM142 153V154H141ZM164 153V152H163ZM163 153H158V155L156 156L157 159L158 158H162V154ZM222 153V152H221ZM1 154V153H0ZM155 154V153H154ZM166 154V153H164ZM169 154V153H167ZM166 154V156H167ZM219 154V153H218ZM231 154V153H230ZM2 155V154H1ZM0 155V156H1ZM151 155V152L148 154V156ZM224 155V154H223ZM8 156V155H7ZM138 156V155H137ZM164 156V155H163ZM166 156L164 158H166ZM1 158V157H0ZM162 158V159H164ZM140 159V157H139ZM251 159V158H250ZM4 160V161H2ZM228 160V159H227ZM227 160H226V163L224 165V167H226V164H227ZM142 162V161H141ZM217 163V164H218ZM2 164L3 166L5 167V169H2ZM138 164V163H136ZM215 164V163H214ZM239 164V163H238ZM141 165V164H140ZM216 165V164H215ZM222 166L221 164H218V167L220 168V166ZM243 165V164H242ZM134 166V165H133ZM144 166H147V165H142V167ZM193 166H195V168H193ZM206 166V167H205ZM239 166V165H238ZM3 167V168H4ZM17 166L15 165V162L12 161V159H8L7 161V157L6 156H3L2 155V158L0 159V168L2 169L0 171V178L1 181H0V189L1 191H3L2 194H0V200L2 199V196L5 195L6 198H12V199H15L16 198V201L20 203V205L18 204H15L14 205V202H13V205L11 204L10 206L11 207H14V209H19L18 207H24L26 209L27 212L23 213L24 211H20L18 210V212H21L19 214V216H14V215H10L11 214V209H10V213L8 214H0V259L3 260L4 263L2 264H7L11 258L13 257H16L15 258V262L14 264H58V260H60V263L59 264H80V261L84 259L83 255L87 252L89 253H93L94 249H95V246L98 245L97 243L99 242H102V241H105V237H107L106 235H103L102 233H94L93 231H91V229L93 227H95L94 225L95 224H98L100 222H102L103 226L105 228H108L111 226L115 229H117V227L119 225H121V222L124 223L126 226L128 225L129 227L133 228L134 230H142V229H145V230H149V227L146 226L145 222L146 220H148L150 222V220L142 215H140L138 212H136L135 210H132L131 208H127V210H125V214L123 215H115L114 217L111 215L114 210L119 207L122 203H118V202H113V203H109L107 204V206L103 208V210L101 211L99 209V212L97 211H94V213H92L91 215H86V216H91L89 218H83L82 220H80V222L77 224V225H73L72 227H70V230H65L67 232H63L62 234H60L59 230H57L55 233L53 232H50L51 235L48 237V239H53L54 237L61 235L59 238H57V240H54V242L52 244H50L49 246H44L42 248H38L40 247L41 244H38V246H32L33 248H28L26 249L25 252H20V250H22V248L25 246L26 243H28L29 241L35 239L36 237H40L41 235H43L42 233L45 232L46 230H50L51 228H53L54 226L58 225V224H62L64 222H68L69 220H72L74 219L75 217H77L79 214L77 215H73L74 217H70V218H67V216H62L63 219H59V220H54L52 222L49 221V217H48V206H44L43 209L41 210H38V211H31L33 210L32 208H36L38 207V204L40 203H37L36 202V199H35V202L32 200V197L34 194V198L37 197L35 196V194L39 193L37 192V189H41V191H43V193H39L40 194V197L38 195V199H40L41 201L44 202L45 198L47 195L49 194H52V196H55L59 193H61L60 195H58V200L55 201V204L59 207V208H62V213H66L65 211H68L67 209V206L71 205L72 206V203H74V207L77 209H81L82 211H86V209H89L92 207L90 205L87 204V200L88 198H86V191H85V195L82 196L81 193H79L77 190H74L72 188H69V185H66L65 187H61L62 185L61 184H57V185H46L44 187H42L44 184H31L29 183V179L30 177H28L29 175H26L25 176V172L23 174V171L21 172H18V168H16ZM148 167V166H147ZM240 167V166H239ZM198 168V169H196ZM196 169V170H195ZM213 169V168H212ZM217 169V168H216ZM227 169V168H225ZM206 170V171H205ZM146 170H143L142 169V172H145ZM212 171V170H211ZM214 171V170H213ZM212 171V173H213ZM228 172V171H227ZM214 174V173H213ZM202 175V176H201ZM214 176V175H213ZM19 178L18 179V182L16 181L17 179L16 178ZM23 177V178H22ZM209 177H212V176H209ZM197 177H195L196 179ZM92 180H96V181H99L101 182V184H103V186L105 187L108 183H109V179L107 177H104V176H99L97 178H91ZM194 179V180H195ZM211 179V178H210ZM222 178H220L219 176H215L214 177V180L219 182V180H221ZM199 180V179H198ZM206 180V179H205ZM204 180V181H205ZM209 180V178H208ZM231 180V179H230ZM237 180V179H236ZM246 180V181H245ZM3 181V182H2ZM201 181V179H200ZM222 181V180H221ZM233 181V180H232ZM238 181V180H237ZM257 181V182H256ZM197 182V181H196ZM202 182V181H201ZM207 182H210V181H207ZM223 182V181H222ZM234 182V181H233ZM192 183V182H191ZM215 183V182H214ZM99 184V183H97ZM199 184V182H198ZM238 184V183H237ZM263 184V185H262ZM178 185V184H177ZM187 185V184H186ZM184 185L183 186V189L186 194H190L191 195V198L194 200L193 202H205V203H208L210 206H213V204L215 203L217 206H221L220 203H221V200L223 198L227 199L226 197V192H225V187H221V188H215L214 190L213 189H207V186H204L206 187L203 188L201 186H186ZM218 185V183H217ZM222 185V184H221ZM224 185V184H223ZM234 185V184H233ZM180 186V185H179ZM220 186V185H219ZM236 186V184L234 185V187ZM239 186H238V189H239ZM99 187V185H98ZM208 187H209V183H208ZM214 187V186H213ZM47 188H53L52 190L50 189H47ZM177 188V186H176ZM86 189V188H85ZM97 189V188H96ZM171 190V189H170ZM237 190V189H236ZM30 191H32V193L30 194ZM100 191H102L100 189ZM88 193H93V191H91V188L89 190H87ZM190 192V193H188ZM229 192V191H228ZM227 192V193H228ZM97 193H103V198H110V200L113 198L111 197L110 195H108L107 192H98L96 191V193L94 194H97ZM184 193V192H183ZM182 194V193H181ZM89 195V194H87ZM174 194H169L168 197H171L173 196ZM184 195V194H183ZM65 196V197H64ZM175 196V195H174ZM178 196V195H177ZM176 196V197H177ZM31 197V198H30ZM161 197L163 198V194L161 195ZM160 197V198H161ZM180 197V196H179ZM229 197V196H228ZM5 198V199H6ZM126 198V197H124ZM174 198V197H173ZM31 199V200H30ZM37 199V200H38ZM9 200V199H8ZM11 200V199H10ZM238 200V201H240ZM248 200V199H247ZM7 201V200H6ZM47 201V200H46ZM117 201V200H116ZM178 201V200H177ZM181 201V200H180ZM230 201V200H229ZM227 201V202H229ZM236 201V200H234ZM246 201V200H244ZM243 201V202H244ZM251 201V202H252ZM261 201V202H260ZM119 202H122V201H119ZM126 202V201H125ZM176 202V201H175ZM242 202V203H243ZM259 202V203H258ZM2 201H0V210L3 209V208H6L7 207H2L3 205H1ZM48 203V202H47ZM231 203V202H230ZM245 203V202H244ZM45 204V202H44ZM92 204H95V202L92 201ZM151 204V203H150ZM153 204V203H152ZM182 203L180 204H174V202H167L165 205L168 206V208H170V211L173 215V219L177 221V218L179 219V221L182 219V216L181 214H177L176 211H175V208L174 206L177 208V207H182L181 205ZM191 204V203H190ZM214 204V205H215ZM240 204V203H238ZM246 204V203H245ZM174 205V206H173ZM197 205H202V204H197ZM241 205V204H240ZM5 206V205H4ZM51 207V205H49ZM53 206V205H52ZM56 206V207H57ZM205 206V205H203ZM243 206V204H242ZM10 207V208H11ZM28 207V208H26ZM85 207H87L85 209ZM215 207V206H213ZM9 208V207H8ZM21 208V210H22ZM40 208V207H38ZM37 208V209H38ZM52 208V207H51ZM58 208V209H59ZM185 208V207H184ZM183 208V209H184ZM232 208H235V206L233 205V207H231V210ZM13 209V208H12ZM13 209V210H14ZM151 209V208H150ZM215 209V208H214ZM239 209V207H238ZM242 209V208H240ZM259 209V208H258ZM94 210V208L92 209ZM165 210V209H164ZM169 209H167L168 211ZM186 210V208H185ZM191 210V209H189ZM230 210V209H228ZM245 210V209H244ZM248 210V209H247ZM252 210V209H251ZM8 211V210H7ZM83 211V212H84ZM101 211V212H100ZM148 211V210H147ZM15 212V211H14ZM96 212V213H95ZM192 212V210H191ZM229 212V211H228ZM238 212V211H237ZM241 212V211H240ZM250 212V211H249ZM16 213V212H15ZM14 213V214H15ZM230 213V212H229ZM236 213V212H235ZM234 213V214H235ZM239 213V212H238ZM262 213V212H261ZM260 215H263L261 214ZM263 213H264V210H263ZM151 213L148 211V215L146 214V216H149V218H152V219H157L159 221V218L157 217H153L152 215H150ZM248 214V213H247ZM246 214V216H247ZM63 215V214H62ZM165 215V214H164ZM237 215V214H236ZM249 215V214H248ZM46 216L47 219H44L43 217ZM264 216V215H263ZM45 217V218H46ZM259 217V216H258ZM61 218V217H60ZM67 218V219H66ZM257 218V217H256ZM163 219V218H162ZM169 219V218H168ZM241 219V218H240ZM261 218H259L260 220ZM114 220V221H113ZM238 220V219H237ZM258 220V219H257ZM262 220V219H261ZM48 221V222H47ZM76 221V220H75ZM119 222L120 223H117V226L114 227L113 222ZM171 221V220H170ZM253 221V220H252ZM109 222H111V224L109 225ZM154 222V221H153ZM156 222V221H155ZM251 222V221H250ZM254 222V221H253ZM141 224L140 226H136L135 224ZM167 223V222H166ZM243 223V222H242ZM247 223V222H245ZM257 223V222H256ZM251 224V223H250ZM259 224V223H258ZM257 224V225H258ZM91 225H93L92 227H90ZM260 225H263L262 223ZM155 232H160V236H164V235H167V236H170V228L167 227V226H163L161 225L160 226H154L152 225ZM90 227V228H89ZM110 227V228H111ZM217 227V226H216ZM245 227V226H244ZM261 226H259L260 228ZM55 229V228H54ZM63 229V231H64ZM244 229V228H243ZM107 230V229H106ZM114 230V229H113ZM121 230V229H119ZM123 230V229H122ZM128 230V229H127ZM93 232V233H90ZM111 231V230H110ZM109 231V232H110ZM238 230H236L237 232ZM254 231V230H253ZM264 231V230H263ZM62 232V231H61ZM107 232V233H109ZM230 232V231H229ZM234 232V231H233ZM239 232V231H238ZM248 232V230H247ZM249 232H252V231H249ZM260 232V231H259ZM65 233V234H64ZM226 233V232H225ZM224 233V235H225ZM232 233V232H231ZM240 233V232H239ZM49 234V233H48ZM47 234V235H48ZM114 234L116 235H119V240L117 242H120L122 248L123 247H126V244L128 243L129 241V238L125 235L127 234H130V232L128 231H124V233L122 234H119V233H115ZM140 236H138V241L141 245H137V246H134L131 245L129 246V248H131V246L133 247V250L130 251L131 253L129 255H125V257L123 258V260L119 261L117 264H124V262H127L128 260V263L127 264H150L151 262H153L152 260L154 259H159V246L162 247L165 245H162L161 243L159 242H155V246L152 248L151 245H147V238H149L150 236H147V234L145 233H138ZM227 234V233H226ZM234 234V233H233ZM238 234V233H237ZM244 234V233H243ZM254 234V233H253ZM256 234V232H255ZM46 235V236H47ZM133 235H137V232L134 231ZM189 235V234H188ZM187 235V236H188ZM245 235V234H244ZM236 236V235H234ZM261 236V235H260ZM121 237V238H120ZM140 237V238H139ZM229 237V236H228ZM47 238V237H46ZM42 239V238H41ZM47 239V240H48ZM77 243L75 244V240H77ZM184 239H187V238H184ZM196 239V238H195ZM208 239V238H207ZM214 239H217V238H214ZM108 240V239H107ZM161 240V239H160ZM203 239H196V240H192L190 242H188V245L186 246V249L184 250L185 252H181V253H184V256L185 257L182 261V263H179L177 262V264H221L220 262V259H219V252H211V253H208L209 251L207 250L206 252V257H205V263L204 262H201L199 260V257H200V254L202 253L203 256H204V249H209L207 244L208 243H204L202 241ZM226 240V239H225ZM46 241V240H44ZM84 241H86V243L84 244ZM116 241V240H115ZM136 241V243L138 242ZM163 241V240H162ZM180 241V240H179ZM251 241V240H250ZM43 242V241H42ZM51 242V241H50ZM109 242V241H107ZM242 243L246 244V243H249V238H248V235L245 236L243 239H241ZM260 242V241H259ZM41 243V242H40ZM44 243V242H43ZM67 243L70 244H73V248L71 250H69V255L67 256L66 259H63L62 257L58 256V255H55V254H52L50 252L52 251H55V252H60V248L59 246H64L66 245ZM186 243V242H185ZM184 243V244H185ZM220 243V241H219ZM230 243V242H229ZM234 243V242H233ZM31 244V243H30ZM113 243H107V248L108 247H111ZM119 244V243H118ZM130 244V243H129ZM183 245V242L181 243ZM187 244V243H186ZM235 244V243H234ZM233 244V246H234ZM252 244H253V241H252ZM83 245H89V246H86L87 248H85ZM101 245V244H100ZM162 245V246H161ZM181 245V246H182ZM141 246V247H139ZM212 246V245H211ZM259 246V245H258ZM89 247V248H88ZM114 247V246H113ZM120 247V246H119ZM238 247V246H237ZM244 248L246 247V245L243 246ZM150 248H152V251L150 250ZM176 248H179V245L178 247ZM219 248V247H217ZM216 248V249H217ZM227 248V247H226ZM233 248V247H232ZM247 248V247H246ZM67 249V248H66ZM100 249H101V246H100ZM220 249V248H219ZM228 250H233L231 248H227ZM241 250V249H240ZM68 251V250H67ZM196 251H198L197 255H196V258L193 259L192 256H193V253H195ZM206 251V250H205ZM247 251V250H246ZM95 252V251H94ZM128 252V251H127ZM263 252V251H262ZM261 252V253H262ZM66 253V252H65ZM63 253V254H65ZM225 254V253H224ZM236 254V253H235ZM14 255V256H13ZM222 255V254H221ZM261 255V254H260ZM10 256H12L11 258H9ZM94 256V255H93ZM234 256V255H233ZM236 256V255H235ZM237 256H238V253H237ZM98 257V256H97ZM122 257V256H121ZM182 257V258H183ZM92 258V257H91ZM112 260L114 261L115 259H113V256H111ZM0 260V261H1ZM226 260V259H225ZM228 260V259H227ZM241 260V259H240ZM12 261V260H11ZM97 261V260H96ZM181 261V260H180ZM2 262V261H1ZM149 262V263H148ZM157 262V261H155ZM228 262V261H227ZM250 262V261H249ZM245 263V262H244ZM243 263V264H244ZM9 264V263H8ZM85 264H88V262H86ZM160 264V263H159ZM247 264V263H246Z\"/></svg>",
  "mask_w": 264,
  "mask_h": 264
}]
</instances>
